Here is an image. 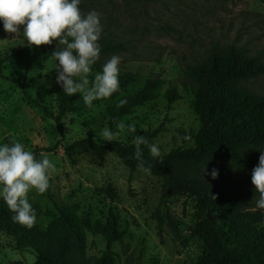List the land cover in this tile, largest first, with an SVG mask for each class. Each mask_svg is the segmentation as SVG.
<instances>
[{"label":"rangeland","instance_id":"374dc122","mask_svg":"<svg viewBox=\"0 0 264 264\" xmlns=\"http://www.w3.org/2000/svg\"><path fill=\"white\" fill-rule=\"evenodd\" d=\"M79 7L82 13L95 10L100 14L101 53L95 65L101 68L111 56L119 55L120 76L132 74L135 82L94 108L64 114L63 137L49 115L56 114L59 104L56 62L51 58L57 42L29 46L22 35L23 26H19L20 34L0 31V141L15 138L31 152L49 154L56 165L49 189L43 194L29 193L37 214L33 229L64 234L59 217L62 210L71 208L74 221L87 217L91 224L119 233L107 248L105 236L86 231L85 253L91 259L107 252L114 264H194L208 252L203 232L208 215L198 212L195 197L175 185L164 191L160 177L131 171L113 153L99 159L86 146L67 148L88 133L97 143L103 142L97 134L105 126L109 128L110 114L118 102L140 90L147 79L158 81L155 98L120 120L134 124L137 132L125 129L114 140L129 145L134 135L153 134L150 143L159 146V157L193 147L192 136L200 121L194 110L196 88L186 77V69L200 64L213 44L239 47L264 62V2L81 0ZM26 47L34 49L29 60L19 55ZM89 78H94V73ZM243 85L264 96V74ZM172 89L179 98L169 103L165 95ZM79 103L83 100L77 94L73 105ZM112 130L117 131L116 127ZM260 151L264 148L250 156L259 160ZM212 169L218 170L216 179L207 174ZM253 169L210 165L205 175L204 168L191 173L205 186L210 199L238 201V211L264 216V210L255 208L259 193L251 183ZM10 213L0 198V219ZM21 247L13 234L0 228V264H34L35 251Z\"/></svg>","mask_w":264,"mask_h":264},{"label":"trees","instance_id":"16d2710c","mask_svg":"<svg viewBox=\"0 0 264 264\" xmlns=\"http://www.w3.org/2000/svg\"><path fill=\"white\" fill-rule=\"evenodd\" d=\"M0 31H4L2 21ZM33 52L34 49L26 47L19 55L29 60ZM2 69L3 61L0 59V77ZM100 70L99 66L93 65V73ZM262 74L264 62L256 57L244 54L233 45L221 47L213 44L210 54L200 64L186 69V77L196 88L194 110L200 121L198 132L192 136L193 147L171 150L166 155L152 158L147 147L141 146L144 159L152 165L151 175L162 179L164 191L175 185L180 191L195 197L198 212L208 215L203 222L208 252L194 264H264V216L238 211V201L223 203L210 199L205 186L191 173L194 169L205 168L206 164L207 167L222 165L240 168L258 165L259 160L250 154L264 148V96L257 95L243 84ZM119 81L123 91L133 85L135 77L126 73L119 77ZM157 87V80L147 79L140 90L123 98L127 102L110 114L109 128L112 130L116 122L134 108L152 101ZM59 88L57 112L49 115L57 132L63 137V115L89 108L84 102L73 105L77 94L69 97ZM165 98L171 103L179 97L172 89L167 91ZM181 134L184 135L183 132ZM140 136H145L150 143L153 134ZM83 146L88 147L99 159H103L107 153H113L123 166L131 171L137 169L135 145L132 142L129 145L115 140L97 143L88 133L85 138L74 141L67 150ZM33 153L37 157L40 155L37 150ZM13 215H3L0 228L14 235L22 244L20 250L32 248L35 251L34 264H114L112 255L107 252L93 259L86 256L85 232L105 236L107 248L117 240L119 233L98 223L91 224L87 217L79 222L74 221L71 208L62 210L59 217L65 227L62 235L34 231L33 227L15 222Z\"/></svg>","mask_w":264,"mask_h":264},{"label":"clouds","instance_id":"9594fccd","mask_svg":"<svg viewBox=\"0 0 264 264\" xmlns=\"http://www.w3.org/2000/svg\"><path fill=\"white\" fill-rule=\"evenodd\" d=\"M81 0H0V21L7 33L22 35L29 46H41L57 42V49L52 54L57 72L56 84L67 96L79 94L85 106L94 108V101L107 100L120 89V65L122 57L113 55L93 74V65L100 59L102 24L100 14L95 11L82 13ZM24 40H21L24 43ZM22 43V44H23ZM58 46H62L59 47ZM127 101L121 99L117 107ZM117 131L105 126L98 134L100 140L112 142L125 129L135 134L134 124L116 122ZM187 139V137H185ZM134 158L137 169L145 174H152V165L144 159L142 145L146 146L152 158L161 155L156 143H149L145 136L134 135ZM259 163L251 173V183L259 198L255 199V208L264 210V151H260ZM56 165L49 154L40 153L37 157L27 150L26 145L12 138L8 142L0 141V198L9 211L14 213L12 219L28 228L37 222L36 211L30 203L29 193L35 190L43 194L50 187V177ZM207 172V164L204 175ZM212 179L218 176V170L207 173ZM213 200L215 199L212 196Z\"/></svg>","mask_w":264,"mask_h":264}]
</instances>
